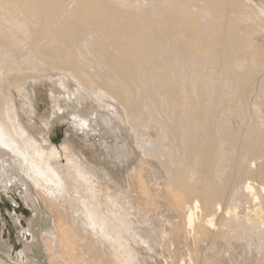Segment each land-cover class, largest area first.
Wrapping results in <instances>:
<instances>
[{
  "label": "bare ground",
  "instance_id": "bare-ground-1",
  "mask_svg": "<svg viewBox=\"0 0 264 264\" xmlns=\"http://www.w3.org/2000/svg\"><path fill=\"white\" fill-rule=\"evenodd\" d=\"M0 190V264H264V0H0Z\"/></svg>",
  "mask_w": 264,
  "mask_h": 264
},
{
  "label": "rangeland",
  "instance_id": "rangeland-1",
  "mask_svg": "<svg viewBox=\"0 0 264 264\" xmlns=\"http://www.w3.org/2000/svg\"><path fill=\"white\" fill-rule=\"evenodd\" d=\"M67 128L68 125L64 122L54 125L50 134L54 144L59 145L61 143ZM5 192L0 190V235L3 236L4 242L16 249L14 250L16 252L21 247V242L18 240L21 227L26 225L25 219L29 218L31 210L18 195L11 191Z\"/></svg>",
  "mask_w": 264,
  "mask_h": 264
}]
</instances>
